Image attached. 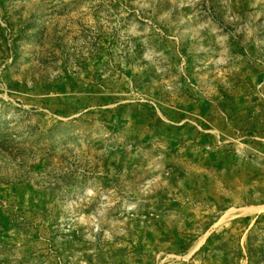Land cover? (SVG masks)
Segmentation results:
<instances>
[{
    "label": "rangeland",
    "instance_id": "1",
    "mask_svg": "<svg viewBox=\"0 0 264 264\" xmlns=\"http://www.w3.org/2000/svg\"><path fill=\"white\" fill-rule=\"evenodd\" d=\"M262 93L264 0H0V264H264Z\"/></svg>",
    "mask_w": 264,
    "mask_h": 264
},
{
    "label": "crops",
    "instance_id": "2",
    "mask_svg": "<svg viewBox=\"0 0 264 264\" xmlns=\"http://www.w3.org/2000/svg\"><path fill=\"white\" fill-rule=\"evenodd\" d=\"M237 218V217H236ZM234 218L233 220H235ZM206 242H202L194 247L193 251L190 252L189 257L197 256L198 258L202 256V249L205 248ZM206 249V248H205ZM206 258L209 259L207 261H200V264H223L220 261V252H211L206 255Z\"/></svg>",
    "mask_w": 264,
    "mask_h": 264
},
{
    "label": "trees",
    "instance_id": "3",
    "mask_svg": "<svg viewBox=\"0 0 264 264\" xmlns=\"http://www.w3.org/2000/svg\"><path fill=\"white\" fill-rule=\"evenodd\" d=\"M5 138H6L5 140H9L10 136H9V135H7Z\"/></svg>",
    "mask_w": 264,
    "mask_h": 264
},
{
    "label": "built area",
    "instance_id": "4",
    "mask_svg": "<svg viewBox=\"0 0 264 264\" xmlns=\"http://www.w3.org/2000/svg\"><path fill=\"white\" fill-rule=\"evenodd\" d=\"M261 96L264 97V93H262Z\"/></svg>",
    "mask_w": 264,
    "mask_h": 264
}]
</instances>
